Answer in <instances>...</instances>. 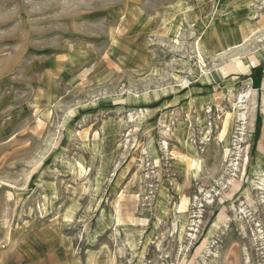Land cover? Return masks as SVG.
Wrapping results in <instances>:
<instances>
[{
	"label": "rangeland",
	"instance_id": "obj_1",
	"mask_svg": "<svg viewBox=\"0 0 264 264\" xmlns=\"http://www.w3.org/2000/svg\"><path fill=\"white\" fill-rule=\"evenodd\" d=\"M263 179L264 0H0V264H264Z\"/></svg>",
	"mask_w": 264,
	"mask_h": 264
},
{
	"label": "bare ground",
	"instance_id": "obj_2",
	"mask_svg": "<svg viewBox=\"0 0 264 264\" xmlns=\"http://www.w3.org/2000/svg\"><path fill=\"white\" fill-rule=\"evenodd\" d=\"M260 40V39H259ZM257 42V41H256ZM246 46V45H245ZM240 49V48H239ZM202 53V52H201ZM234 58V57H233ZM258 63V60L255 58V60L252 58L251 60H250V64H252V65H254V64H257ZM237 66V65H236ZM238 67V66H237ZM239 67L240 68H244V65L242 64V62L241 63H239ZM246 67H247V65H246ZM244 70V69H243ZM243 95V94H242ZM247 97H248V95H246ZM241 99V98H240ZM244 99H246V97H244L243 98V100ZM250 100H251V98H250ZM242 102V101H241ZM241 116H242V114H241ZM242 118H243V120H245L246 119V116L243 114V116H242ZM133 121V120H132ZM261 152V151H260ZM262 153V152H261ZM262 182H264V179L263 180H261ZM264 185V184H263ZM217 226V225H216Z\"/></svg>",
	"mask_w": 264,
	"mask_h": 264
},
{
	"label": "crops",
	"instance_id": "obj_3",
	"mask_svg": "<svg viewBox=\"0 0 264 264\" xmlns=\"http://www.w3.org/2000/svg\"><path fill=\"white\" fill-rule=\"evenodd\" d=\"M256 65V64H255Z\"/></svg>",
	"mask_w": 264,
	"mask_h": 264
}]
</instances>
